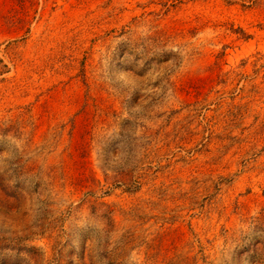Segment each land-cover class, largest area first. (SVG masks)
I'll return each mask as SVG.
<instances>
[{
  "label": "rangeland",
  "instance_id": "obj_1",
  "mask_svg": "<svg viewBox=\"0 0 264 264\" xmlns=\"http://www.w3.org/2000/svg\"><path fill=\"white\" fill-rule=\"evenodd\" d=\"M0 264H264V0H0Z\"/></svg>",
  "mask_w": 264,
  "mask_h": 264
}]
</instances>
